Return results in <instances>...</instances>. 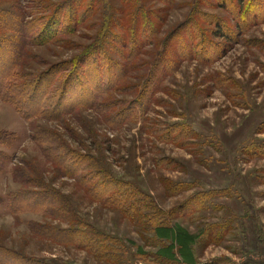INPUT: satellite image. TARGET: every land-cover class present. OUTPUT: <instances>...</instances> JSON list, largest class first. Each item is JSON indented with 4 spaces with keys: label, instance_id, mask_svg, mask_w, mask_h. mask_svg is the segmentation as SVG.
I'll list each match as a JSON object with an SVG mask.
<instances>
[{
    "label": "rangeland",
    "instance_id": "374dc122",
    "mask_svg": "<svg viewBox=\"0 0 264 264\" xmlns=\"http://www.w3.org/2000/svg\"><path fill=\"white\" fill-rule=\"evenodd\" d=\"M101 1L104 15L96 0H0L15 65L0 89V264H264V0L133 1L149 21L133 35L130 0ZM40 86L39 108L61 117H24ZM79 94L93 104L69 106ZM110 183L133 191L137 219Z\"/></svg>",
    "mask_w": 264,
    "mask_h": 264
},
{
    "label": "trees",
    "instance_id": "16d2710c",
    "mask_svg": "<svg viewBox=\"0 0 264 264\" xmlns=\"http://www.w3.org/2000/svg\"><path fill=\"white\" fill-rule=\"evenodd\" d=\"M133 1H137V0H130L131 6H128L129 5V2H128V4L126 5L128 7L126 8V10H123V12L125 13V18L126 19H125V24L120 25V28L127 27L129 29L126 31V33L127 32H129V33L132 32L134 34V30L136 28V25L141 24L142 26H144V24L147 25L149 23V21H147V22L143 21L145 19L142 16V9H139L137 6H135V4L133 5ZM96 2L99 5V7L100 6L102 7V8L100 7L101 15H104L105 14L104 2L101 1V0H96ZM123 12H121V13H123ZM112 20H113V23L116 22L115 19H112V17H111V20L109 22H108V19L105 20L104 24H106V28H108V27L112 28V26H114V24H112V22H111ZM2 21H4V20H2ZM11 22L12 21H10L8 23V28H6V29H9L10 28L9 26H12ZM65 23H67V22L65 21ZM0 24H1V22H0ZM0 28H5V26L2 25V26H0ZM14 29L17 30L16 28H14ZM18 32H21V34H23V36H24V30L23 29L21 31H18ZM129 33L127 35V38H129ZM30 34H31V31H30ZM104 36L107 37L109 35L106 34ZM5 39H6L5 37L0 35V42H2V40L6 41ZM133 43H134V41H133ZM17 44L19 45L18 41H17ZM4 46L7 47V41L4 43V45L0 46V48H5ZM14 49L15 50L17 49V45H16V47H14ZM2 53H4V52L0 51V89L1 90L4 88L3 85H5V81H7L11 76H13V74H14L13 73L14 72V66H15L14 65V59L12 57H9L10 55H8V53H6V52H5V55L2 54ZM90 71H92V70L89 69V71L86 74H88ZM41 87L42 86L38 87V89H36V91H35L34 88L32 89L31 92H32V94H34L32 96V100L31 99L25 100V102L30 103V105H29L30 110H29V112L27 114H24V117L30 118L31 116H43V115H47L48 117L54 118V119L58 118V117H61L64 114V112L67 111V109H66L65 106L62 109L61 105L58 102H56V105L60 106V107H55L54 106L53 109H47L49 111V113L47 111H42V110H44L42 108H47V107H49L50 104H46L45 107L42 106L41 109L39 108V106L41 105V101L40 100H41V98L43 96L42 94H40V96H38L39 95L38 92H39ZM85 88H84V91L82 93L85 92V94H88L90 92V89L89 88L85 89ZM1 90H0V92H1ZM85 94H81V95L79 94L75 98V100L72 101V104L69 105V106H79L80 104L92 105L93 101L91 102L89 98L85 97V100L83 99L84 98L83 95H85ZM34 114H38V115H34ZM50 115H52V116H50ZM48 117H45V118H48ZM44 133L45 132H39V131L35 132V134H32L33 140L34 141L38 140L40 145L43 142H46V143L49 142V139L40 137V135H43ZM14 138H15L14 135H12V139H10V140H6L5 139L6 141H2V142H7L6 145H8V144H10V142ZM41 152H43L44 155H45V152H48V148H45L43 151L41 150ZM45 156H46L47 159L50 158V157H47L48 155H45ZM0 157H1L2 161H3L4 160V154L2 152H0ZM68 158H69V155H64L63 157L60 158L59 164H57L56 162L52 161L51 159H50V161L53 162L54 164L58 165V167L60 168V171H61V173L63 175L70 176L75 181L78 182L81 179V177L79 175H77V171L86 172V170H85V168L80 167V165L77 163V161H72V160H69ZM2 161H0V163ZM67 161H71V162L67 163ZM1 166L2 165H0V167ZM110 186H112L111 190H110V188H111ZM123 189L124 188L120 184L116 185V183H110V185L107 186V188L105 187L104 189H102V193L103 192L106 193L105 195L108 196V198L114 197V198L118 199L117 196H119V198L121 197L123 199V201H120V203H118V204L123 207L122 210L124 211V214L126 213L129 218L131 217L132 219L135 220V219H137V215H139L141 213V211H140L141 207H138L137 203H134L132 201L133 191H130L127 188V189H125L126 192H123L122 191ZM134 214H136V215H134ZM160 226H158V227H160ZM82 233H85V234H84V236H82L81 240H85L88 243V244L85 245L88 248H86V247L85 248L89 252L94 254V256H96L97 258H103V257L105 259L109 258L108 260H111L114 257V256H111V255H108L109 253H111L110 250L112 251V248H113V246H112L113 244L111 245V243H110L111 240L110 239L104 237L100 233H95V232L88 233L87 231H84Z\"/></svg>",
    "mask_w": 264,
    "mask_h": 264
}]
</instances>
